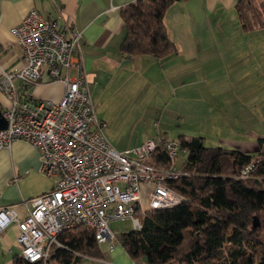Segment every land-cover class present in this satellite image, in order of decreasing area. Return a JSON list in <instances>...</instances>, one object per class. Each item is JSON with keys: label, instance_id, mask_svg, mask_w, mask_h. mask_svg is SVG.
Listing matches in <instances>:
<instances>
[{"label": "built area", "instance_id": "obj_1", "mask_svg": "<svg viewBox=\"0 0 264 264\" xmlns=\"http://www.w3.org/2000/svg\"><path fill=\"white\" fill-rule=\"evenodd\" d=\"M11 33L21 47L22 62L15 71L0 74V90L9 100L2 110L7 125L0 128V149L13 140H26L39 154V171L57 176L49 191L33 199L25 216H17L12 206L0 207V231L11 221L17 223L22 260L45 261L52 250L63 246L59 235L79 225L93 229L99 243H111L115 238L111 220L130 218L133 228L140 229L147 211L183 200L169 186L188 174L174 165L181 151L177 139L148 137L118 151L106 138L104 122L94 112L83 64L73 55L79 30L60 27L55 19L32 8L11 27ZM42 72L64 84L59 99L16 90L14 78L32 85ZM158 147L167 152L169 166L150 162Z\"/></svg>", "mask_w": 264, "mask_h": 264}, {"label": "trees", "instance_id": "obj_2", "mask_svg": "<svg viewBox=\"0 0 264 264\" xmlns=\"http://www.w3.org/2000/svg\"><path fill=\"white\" fill-rule=\"evenodd\" d=\"M178 0H134L120 10L125 55L156 59L176 52L164 15ZM243 30L264 29V0H237ZM186 152L181 169L188 174L169 182L183 196L175 205L146 212L140 229L122 231L118 238L131 259L145 264H264V137L256 152L238 147L206 146L202 136L179 134ZM150 162L171 164L158 147ZM61 247L49 257L12 264H77L84 255H100L94 230L84 225L65 229Z\"/></svg>", "mask_w": 264, "mask_h": 264}, {"label": "crops", "instance_id": "obj_3", "mask_svg": "<svg viewBox=\"0 0 264 264\" xmlns=\"http://www.w3.org/2000/svg\"><path fill=\"white\" fill-rule=\"evenodd\" d=\"M132 1L134 0H0V74L3 70L15 71L20 66L22 50L11 33V27L34 8L44 16L55 19L60 27L66 26L81 32L73 55L82 62L88 85L106 76L113 79L117 76L125 78L128 67L132 70L134 62L145 60L141 55H125L120 49L125 35L120 10ZM236 2L237 0L173 2L165 11L164 21L177 50L165 57L151 59L150 71L152 68L155 76L170 82L185 66L190 68L201 65L199 60H202L203 53L198 52L211 47L201 43L202 35H209L212 40L213 34L219 33L222 40H216L214 49L237 55L234 58L240 65L233 72L240 76L247 72L250 75L253 73L254 84L257 80L260 88L264 76V29L253 32L243 30L236 13ZM181 37H185L183 43L179 40ZM249 63H252L253 68L247 69ZM70 71L73 73V70ZM204 74L207 75L206 71ZM196 82L198 83L197 79L183 86L175 83L171 85L176 92L189 84L195 85ZM14 85L19 94L32 93L44 99H59L65 90L62 82L50 80L45 72H42L35 84L24 85L18 78H14ZM206 89L211 96L223 94V90H216L213 85H207ZM8 105V98L0 90V110ZM220 110L223 111L222 108ZM237 112H240V108ZM231 137L220 140L219 143L232 144L245 152H256L258 138L245 140L234 135ZM39 163L37 150L26 140H13L9 147L0 149V207L12 206L17 216L23 217L31 208L33 199L52 188L57 176H47L40 172ZM18 233L16 221H11L0 231V264H12L14 256L19 254ZM101 243H106L108 247L100 248V255L92 259L95 264H145L142 259H131L122 246L114 244V241Z\"/></svg>", "mask_w": 264, "mask_h": 264}, {"label": "rangeland", "instance_id": "obj_4", "mask_svg": "<svg viewBox=\"0 0 264 264\" xmlns=\"http://www.w3.org/2000/svg\"><path fill=\"white\" fill-rule=\"evenodd\" d=\"M213 36L212 40L209 35L201 37V43L211 46L198 52L203 53L201 65L185 66L170 82L155 76L152 68L150 71L154 57L141 55L145 60L134 62L132 70L128 67L125 78L106 76L88 85L95 115L104 122L103 133L116 150L132 148L148 137L176 139L182 132L202 136L206 146L226 148L235 146L219 141L233 135L245 140L264 137V76L258 88L253 73L240 76L233 72L240 65L234 58L237 55L214 49L213 45L216 40H222V35ZM184 38H179L181 43ZM250 68L252 63L247 65ZM195 79L198 80L195 85L189 84L176 92L172 89L173 83L183 86ZM207 85L223 90V94L209 95ZM185 160L186 152L179 151L174 165L181 168ZM146 206L143 199L144 209ZM109 226L115 235L114 244L119 246L120 233L134 229L130 218L111 220ZM98 246L108 247L106 243ZM95 257L98 256L84 255L77 264H95L92 261Z\"/></svg>", "mask_w": 264, "mask_h": 264}, {"label": "water", "instance_id": "obj_5", "mask_svg": "<svg viewBox=\"0 0 264 264\" xmlns=\"http://www.w3.org/2000/svg\"><path fill=\"white\" fill-rule=\"evenodd\" d=\"M7 125V121L2 115V111L0 110V128H4Z\"/></svg>", "mask_w": 264, "mask_h": 264}]
</instances>
